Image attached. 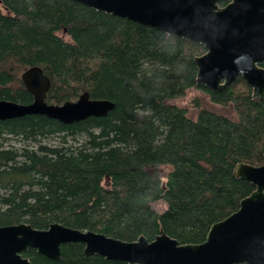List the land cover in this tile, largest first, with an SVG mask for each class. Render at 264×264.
<instances>
[{"label": "trees", "instance_id": "obj_1", "mask_svg": "<svg viewBox=\"0 0 264 264\" xmlns=\"http://www.w3.org/2000/svg\"><path fill=\"white\" fill-rule=\"evenodd\" d=\"M0 6V99L31 102L20 74L39 66L50 81L47 103L86 91L114 104L104 117L71 124L42 115L0 120V226L59 223L127 242L164 233L197 244L254 190L234 168L264 163V99L254 101L240 77L221 92L198 84L201 44L72 0ZM191 88L232 105L236 118L210 110L187 117L172 101ZM49 137L55 144H42ZM83 249L62 244L59 260L35 249L23 255L31 264H127Z\"/></svg>", "mask_w": 264, "mask_h": 264}, {"label": "water", "instance_id": "obj_2", "mask_svg": "<svg viewBox=\"0 0 264 264\" xmlns=\"http://www.w3.org/2000/svg\"><path fill=\"white\" fill-rule=\"evenodd\" d=\"M72 1L201 44L204 52L193 58L198 84L221 92L240 76L254 101L264 99V0ZM20 81L32 101L0 99V120L42 115L71 124L104 117L114 108L111 101L92 99L86 91L74 101L47 103L50 81L39 66L22 71ZM234 175L254 190L235 212L213 223L201 243L180 244L164 233L151 241L140 236L127 242L59 223L35 229L20 222L0 226V264H31L22 256L27 249L59 260L60 246L66 243L83 244L84 256L127 264H264V163L237 164Z\"/></svg>", "mask_w": 264, "mask_h": 264}, {"label": "rangeland", "instance_id": "obj_3", "mask_svg": "<svg viewBox=\"0 0 264 264\" xmlns=\"http://www.w3.org/2000/svg\"><path fill=\"white\" fill-rule=\"evenodd\" d=\"M0 10L4 12L1 6H0ZM238 87L241 88L240 86ZM172 103L180 108L185 109L187 113V117L191 119L196 118V115L199 112V110H210L216 113L227 115L233 119L236 118L235 117L236 114L233 110L232 105L229 104V105L221 106L215 104L211 102L209 96L203 90L196 88H191L187 90L183 96L173 100ZM55 142H56V137H49L48 139L44 140L42 144H47V145L55 144ZM7 144H14L16 146H20L19 145L20 143L13 137L7 138ZM167 170H169V166L161 167L162 174H165ZM152 207L156 211L162 212L165 209L166 205L162 201H157L152 203Z\"/></svg>", "mask_w": 264, "mask_h": 264}, {"label": "flooded vegetation", "instance_id": "obj_4", "mask_svg": "<svg viewBox=\"0 0 264 264\" xmlns=\"http://www.w3.org/2000/svg\"><path fill=\"white\" fill-rule=\"evenodd\" d=\"M238 77H240V76H238ZM237 81V80H236ZM25 252V251H24ZM22 256L24 257V255H23V252H22ZM26 258V257H25ZM30 262V261H29ZM31 263V262H30Z\"/></svg>", "mask_w": 264, "mask_h": 264}]
</instances>
